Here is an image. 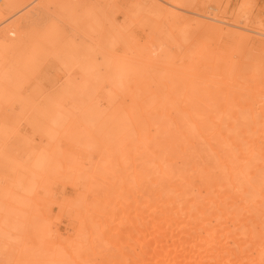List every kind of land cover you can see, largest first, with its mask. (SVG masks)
Wrapping results in <instances>:
<instances>
[{
  "label": "bare ground",
  "instance_id": "6f19581e",
  "mask_svg": "<svg viewBox=\"0 0 264 264\" xmlns=\"http://www.w3.org/2000/svg\"><path fill=\"white\" fill-rule=\"evenodd\" d=\"M0 264H264V0H0Z\"/></svg>",
  "mask_w": 264,
  "mask_h": 264
}]
</instances>
